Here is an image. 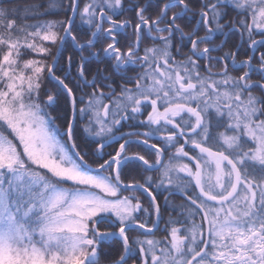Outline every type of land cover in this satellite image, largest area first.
<instances>
[{"label":"snow or ice","instance_id":"snow-or-ice-1","mask_svg":"<svg viewBox=\"0 0 264 264\" xmlns=\"http://www.w3.org/2000/svg\"><path fill=\"white\" fill-rule=\"evenodd\" d=\"M0 264H264V0L0 3Z\"/></svg>","mask_w":264,"mask_h":264},{"label":"trees","instance_id":"trees-1","mask_svg":"<svg viewBox=\"0 0 264 264\" xmlns=\"http://www.w3.org/2000/svg\"><path fill=\"white\" fill-rule=\"evenodd\" d=\"M0 3H3L5 6H15V4L17 3H47V0H0ZM53 18V17H50ZM234 37H230L228 38V43H227V47H231L232 41L234 40ZM99 47V45H98ZM91 68L94 69L96 67V63L95 60H93V62L91 63ZM57 123L62 124V121H58ZM127 130V129H125ZM78 135L81 137V139L78 141L79 143L83 144L86 141L90 140V137H87L80 129L78 126ZM91 162V161H90ZM167 193H165L166 195ZM161 204L163 205V196L159 197ZM174 199L179 200L178 197H175ZM165 208L167 207L166 205H163ZM165 216H167V212L165 213ZM116 248L118 250L119 246L116 245Z\"/></svg>","mask_w":264,"mask_h":264},{"label":"flooded vegetation","instance_id":"flooded-vegetation-1","mask_svg":"<svg viewBox=\"0 0 264 264\" xmlns=\"http://www.w3.org/2000/svg\"><path fill=\"white\" fill-rule=\"evenodd\" d=\"M224 37H222V36H220L219 38H218V42H219V39H223Z\"/></svg>","mask_w":264,"mask_h":264},{"label":"rangeland","instance_id":"rangeland-1","mask_svg":"<svg viewBox=\"0 0 264 264\" xmlns=\"http://www.w3.org/2000/svg\"><path fill=\"white\" fill-rule=\"evenodd\" d=\"M91 139V138H90Z\"/></svg>","mask_w":264,"mask_h":264}]
</instances>
